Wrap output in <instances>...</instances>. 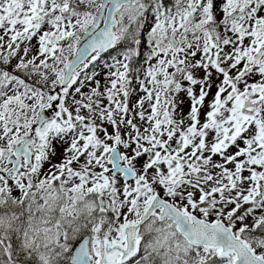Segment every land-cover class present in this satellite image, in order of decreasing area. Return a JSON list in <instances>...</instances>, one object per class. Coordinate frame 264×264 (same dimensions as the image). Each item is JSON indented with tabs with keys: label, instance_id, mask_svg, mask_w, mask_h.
<instances>
[{
	"label": "snow or ice",
	"instance_id": "snow-or-ice-1",
	"mask_svg": "<svg viewBox=\"0 0 264 264\" xmlns=\"http://www.w3.org/2000/svg\"><path fill=\"white\" fill-rule=\"evenodd\" d=\"M0 264H264V0H0Z\"/></svg>",
	"mask_w": 264,
	"mask_h": 264
},
{
	"label": "rangeland",
	"instance_id": "rangeland-1",
	"mask_svg": "<svg viewBox=\"0 0 264 264\" xmlns=\"http://www.w3.org/2000/svg\"><path fill=\"white\" fill-rule=\"evenodd\" d=\"M33 42H35V41H33ZM186 110H187V108H186Z\"/></svg>",
	"mask_w": 264,
	"mask_h": 264
}]
</instances>
